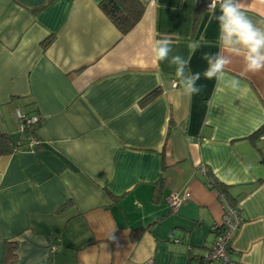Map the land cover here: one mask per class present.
<instances>
[{
    "label": "crops",
    "instance_id": "0c3cea01",
    "mask_svg": "<svg viewBox=\"0 0 264 264\" xmlns=\"http://www.w3.org/2000/svg\"><path fill=\"white\" fill-rule=\"evenodd\" d=\"M99 1L0 0V132L18 141L16 110L41 121L28 146L0 156V264L5 240L16 242L8 264H189L222 214L208 177L239 208L233 264H264V70L231 56L223 79L202 75L189 97L152 47L170 39L203 73V55L220 51L207 0H140L125 33ZM243 2L260 25L264 0Z\"/></svg>",
    "mask_w": 264,
    "mask_h": 264
},
{
    "label": "clouds",
    "instance_id": "9594fccd",
    "mask_svg": "<svg viewBox=\"0 0 264 264\" xmlns=\"http://www.w3.org/2000/svg\"><path fill=\"white\" fill-rule=\"evenodd\" d=\"M217 4L218 15L215 12ZM207 9L211 13L210 20L218 24L220 51L203 55L202 59L207 63L203 73L189 70L191 57L186 59L178 54L171 55L173 49L170 39H157L152 47L157 61H168L175 66V74L183 93L189 97L201 92L198 81L202 75L206 79H223L226 67L232 62L231 56L242 58L246 72L258 73L264 70V21L260 25L254 22L245 11L243 0H211ZM231 84L238 86L239 80L234 78Z\"/></svg>",
    "mask_w": 264,
    "mask_h": 264
},
{
    "label": "trees",
    "instance_id": "16d2710c",
    "mask_svg": "<svg viewBox=\"0 0 264 264\" xmlns=\"http://www.w3.org/2000/svg\"><path fill=\"white\" fill-rule=\"evenodd\" d=\"M205 4V3H204ZM203 4L199 6L201 9ZM99 7L103 11V13L111 20V22L117 27L119 31L125 33L129 31L135 23L140 19L143 13V4L140 0H100ZM198 8L195 11L197 13ZM196 19V15H195ZM158 92V89H154L153 91L149 92L142 101H146L154 96ZM40 118L38 120L27 124L23 130L20 138L17 142H13L10 136L5 132H0V156L10 153L14 150L25 148L29 145L30 139L36 136V130L40 125ZM257 133H264V124H262L257 130ZM208 186L210 188H214L220 197H224L227 203L235 209L239 213V208L237 207L236 202L230 198V195L226 189V185L222 182L218 181L215 177L209 178ZM163 188V179L160 178L155 183V191L153 193L152 199L154 201H159L160 194ZM113 199L119 198V196H115L111 194ZM66 202H63L59 206L61 208ZM240 215V214H239ZM138 230H142L143 228H135ZM16 242L5 240L3 242V249H2V257H1V264H8L13 262L16 259L15 247ZM209 246L206 247V250ZM204 252H200V254H194L191 248H188V263L189 264H203L204 263ZM231 250V242L228 243V252L230 253Z\"/></svg>",
    "mask_w": 264,
    "mask_h": 264
},
{
    "label": "built area",
    "instance_id": "2783aa9c",
    "mask_svg": "<svg viewBox=\"0 0 264 264\" xmlns=\"http://www.w3.org/2000/svg\"><path fill=\"white\" fill-rule=\"evenodd\" d=\"M211 0H207L206 8ZM38 120V116H24L19 110L15 111L14 121L17 123L18 127L23 130V128L30 123ZM35 137H32L30 141L32 142ZM190 197V192L185 190L181 195L177 193H171L167 197V202L171 208L175 209L179 204H181L185 199ZM222 214L220 222L212 226L213 240L209 245L208 249L204 253V263L203 264H233V260L228 252V243L231 242L240 222L241 217L239 213L233 209L226 201L224 197H220ZM143 264H153L152 258L149 257L144 260Z\"/></svg>",
    "mask_w": 264,
    "mask_h": 264
}]
</instances>
